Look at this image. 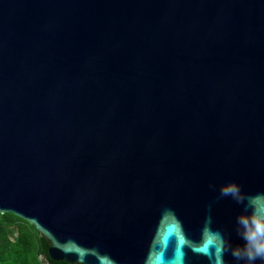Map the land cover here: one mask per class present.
Here are the masks:
<instances>
[{
  "label": "water",
  "instance_id": "water-1",
  "mask_svg": "<svg viewBox=\"0 0 264 264\" xmlns=\"http://www.w3.org/2000/svg\"><path fill=\"white\" fill-rule=\"evenodd\" d=\"M250 197L264 0H0V213L53 260L249 264Z\"/></svg>",
  "mask_w": 264,
  "mask_h": 264
},
{
  "label": "trees",
  "instance_id": "trees-1",
  "mask_svg": "<svg viewBox=\"0 0 264 264\" xmlns=\"http://www.w3.org/2000/svg\"><path fill=\"white\" fill-rule=\"evenodd\" d=\"M49 247L29 221L11 212L0 213V264H83L53 260Z\"/></svg>",
  "mask_w": 264,
  "mask_h": 264
},
{
  "label": "clouds",
  "instance_id": "clouds-1",
  "mask_svg": "<svg viewBox=\"0 0 264 264\" xmlns=\"http://www.w3.org/2000/svg\"><path fill=\"white\" fill-rule=\"evenodd\" d=\"M239 187L236 185L228 189H221V195L232 196L237 203H243L244 197L239 196ZM250 214H241L237 217L239 234L245 241V247L233 250L236 259H247L249 264H254L256 259H264V199L259 197L248 198Z\"/></svg>",
  "mask_w": 264,
  "mask_h": 264
}]
</instances>
